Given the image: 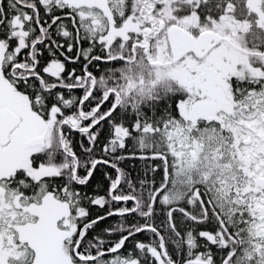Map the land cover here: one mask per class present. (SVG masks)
<instances>
[{"label":"snow or ice","instance_id":"snow-or-ice-1","mask_svg":"<svg viewBox=\"0 0 264 264\" xmlns=\"http://www.w3.org/2000/svg\"><path fill=\"white\" fill-rule=\"evenodd\" d=\"M0 264H264V0H0Z\"/></svg>","mask_w":264,"mask_h":264},{"label":"trees","instance_id":"trees-1","mask_svg":"<svg viewBox=\"0 0 264 264\" xmlns=\"http://www.w3.org/2000/svg\"><path fill=\"white\" fill-rule=\"evenodd\" d=\"M99 67H104L103 65L99 66ZM97 75H99V73H97ZM77 139L79 138L78 136L76 137ZM157 179H159V175L157 176ZM92 213H93V217L96 215V214H103L102 211L100 209H97V208H93L92 209ZM117 218L116 217H112V218H109L105 221H102L100 222L98 225H97V231H100L102 230L103 228H105L106 226L110 225L113 223L114 220H116ZM144 237H138V239H143Z\"/></svg>","mask_w":264,"mask_h":264},{"label":"flooded vegetation","instance_id":"flooded-vegetation-1","mask_svg":"<svg viewBox=\"0 0 264 264\" xmlns=\"http://www.w3.org/2000/svg\"><path fill=\"white\" fill-rule=\"evenodd\" d=\"M69 67H76L79 70L80 66L77 64V65H69Z\"/></svg>","mask_w":264,"mask_h":264}]
</instances>
